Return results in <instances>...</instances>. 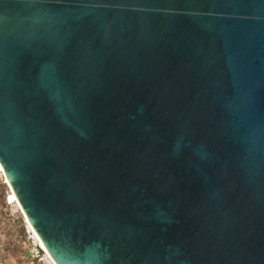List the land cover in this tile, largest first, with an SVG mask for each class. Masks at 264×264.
Instances as JSON below:
<instances>
[{"label":"water","instance_id":"1","mask_svg":"<svg viewBox=\"0 0 264 264\" xmlns=\"http://www.w3.org/2000/svg\"><path fill=\"white\" fill-rule=\"evenodd\" d=\"M0 167L54 264H264V0H0Z\"/></svg>","mask_w":264,"mask_h":264},{"label":"rangeland","instance_id":"2","mask_svg":"<svg viewBox=\"0 0 264 264\" xmlns=\"http://www.w3.org/2000/svg\"><path fill=\"white\" fill-rule=\"evenodd\" d=\"M12 195L6 176L0 173V264H54Z\"/></svg>","mask_w":264,"mask_h":264},{"label":"bare ground","instance_id":"3","mask_svg":"<svg viewBox=\"0 0 264 264\" xmlns=\"http://www.w3.org/2000/svg\"><path fill=\"white\" fill-rule=\"evenodd\" d=\"M0 171H2V169H1V167H0ZM8 181V180H7ZM11 199L13 200V201H15V202H17V200H16V198H15V196H14V194L12 195V197H11ZM18 203V202H17ZM42 245V244H41ZM43 247V246H42ZM44 248V247H43ZM45 250V249H44ZM46 252V251H45ZM47 253V252H46Z\"/></svg>","mask_w":264,"mask_h":264},{"label":"built area","instance_id":"4","mask_svg":"<svg viewBox=\"0 0 264 264\" xmlns=\"http://www.w3.org/2000/svg\"><path fill=\"white\" fill-rule=\"evenodd\" d=\"M1 174H3L1 171H0Z\"/></svg>","mask_w":264,"mask_h":264}]
</instances>
